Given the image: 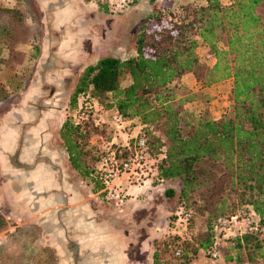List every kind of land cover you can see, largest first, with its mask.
<instances>
[{"label":"trees","instance_id":"1","mask_svg":"<svg viewBox=\"0 0 264 264\" xmlns=\"http://www.w3.org/2000/svg\"><path fill=\"white\" fill-rule=\"evenodd\" d=\"M93 1L113 13L107 0ZM263 5L264 0H229L225 5L219 0H207L205 6L190 3L181 6L178 17L154 16L152 26L148 28L143 23L138 29L134 41L136 55L125 60L102 57L82 71L69 101L70 110L76 112L74 120L66 119L59 130L70 167L102 198L98 193L104 183L95 168L101 154L93 159L87 150L93 124L76 120L88 118L87 110L94 106L77 108V97L90 93L104 109L115 107L134 126L142 127L149 152L160 156L156 180L162 185L166 181H179V197L184 204L194 194L202 196L198 211L206 217V224L198 236L192 212L186 205L179 207L191 214L192 240L184 244L183 256L174 258L177 264H189L186 252L189 248L197 247L209 256L211 251L218 250L222 234L216 229L217 221L235 214L237 205L251 206L264 222ZM17 11L0 9V22L4 21L0 26L1 39L8 38L11 42L4 41L5 45L9 43L10 55L2 63L9 68L15 60L21 64L24 58L23 53L15 51L14 38L37 41L38 36L32 20L27 34L20 36L19 31L26 24L21 20L22 12ZM154 27L156 30L152 31ZM199 44L211 56L210 60L204 56L210 67L204 84L231 81L228 113L222 119L195 114L183 109L184 99L176 101L174 83L187 73L197 76L194 68L200 65L196 53ZM32 52L31 59H37V44ZM204 161L218 164L220 174L211 168H198ZM167 193L173 194L171 190ZM230 198L234 202L228 203ZM6 226L0 216V231ZM248 240L256 244L264 260V239L246 235L231 241L241 245ZM175 243L173 237L165 247L171 250ZM159 262L155 252L153 264Z\"/></svg>","mask_w":264,"mask_h":264},{"label":"crops","instance_id":"2","mask_svg":"<svg viewBox=\"0 0 264 264\" xmlns=\"http://www.w3.org/2000/svg\"><path fill=\"white\" fill-rule=\"evenodd\" d=\"M13 1L0 0V9L16 8L22 11L21 7L13 5ZM38 1L41 14L42 10L48 9L50 19L42 17L38 23L37 41L14 38L13 42L18 44L15 51L24 54L23 62L17 65L19 71L24 73L29 60H34L30 56L35 44L39 46V56L35 61L41 63L37 69H41L39 74L42 76L55 71L54 60L57 56L65 55V59L73 60L70 50L84 52L85 44H93L94 50L100 54L111 53L116 44L121 46L119 18L107 13L95 1ZM110 23L115 26L111 28ZM3 24L4 21H1L0 26ZM23 24L26 25L24 30L20 29V36L27 34L31 20L25 19ZM109 27L113 29L111 35L105 31ZM7 40L4 37L1 39L0 32V78L6 69L9 70L8 65L2 63L10 55L7 47L9 43H4ZM200 50L206 51L207 48L199 44L196 53ZM129 55H136L134 48ZM85 60L89 63V56ZM204 82L205 79L193 73L183 75L174 83L177 87L176 101L184 99L183 109L195 114L209 109L215 116L213 119L218 120L220 114L228 110L231 81L211 85H205ZM39 92V83L27 87L23 100L17 106L0 114V171L3 174L0 178V206L18 205L21 214L19 219L24 224L32 220L42 227L46 235H51L49 246L56 255V264H153L148 242L142 241L139 248L137 229L130 223L133 220L131 214L125 213L123 216L121 211L111 205L102 208L82 203L76 207L75 198L68 194L73 189L70 183L64 184L66 195L59 198L56 196L57 182L53 179V168L48 163H38L36 150L26 151L29 141L39 142L43 139H39L38 135L42 131V115L49 110V104L35 97ZM43 124L47 125V122ZM48 157L52 158L53 155ZM63 203L64 214L56 213V207ZM54 226L57 227L56 232ZM137 250L143 256L140 259L136 256Z\"/></svg>","mask_w":264,"mask_h":264},{"label":"rangeland","instance_id":"3","mask_svg":"<svg viewBox=\"0 0 264 264\" xmlns=\"http://www.w3.org/2000/svg\"><path fill=\"white\" fill-rule=\"evenodd\" d=\"M206 1L139 0L127 12L109 13L119 18L122 34L121 46L116 44L111 53L100 54L99 51L94 50V45L89 43L83 46L84 52L70 50L71 53L73 52L71 55L74 58L73 60L65 59V55L61 57L57 56L54 60L55 71L46 76L39 74L41 69L37 68L41 63L38 60L35 61V59L29 60V65H26L24 73L21 70L19 71L17 60L14 61L15 64L12 68H9V71L4 72V76L0 78V86L1 90H3V92H0V114L15 108L23 100L22 97L26 88L38 83L40 84L41 92L36 93L35 97H38L41 101H47L49 104V110H46V113L44 112L42 115V131L38 135L39 139H43L39 140V142L29 141L26 151L36 150L37 156H39L38 163L40 162L41 165L48 163L53 168V179L57 182L56 196L59 198L64 197L66 195L64 184L70 183L73 189L68 194L75 198L74 204L76 207L82 203H90L102 208L110 207L107 202L94 193L92 185L82 181L80 176L70 167L63 142L59 138V130L63 122L66 119L74 120L76 112H74L75 110H70L69 101L82 71L89 64L96 62L102 57H107V54L116 56L121 60L127 59L129 53L134 48L135 37L140 25L145 23L149 28L154 22L152 20L154 16L160 15L168 18L174 14L178 17L181 6L187 3L197 7L205 6ZM219 1L223 5L229 2V0ZM13 5L22 8V11H20L22 12L20 13L22 21L26 18L34 21L37 33L39 32L38 23L41 22L42 17L43 19L45 17L46 20L50 19L49 12H47L48 9L44 8L45 10H42L41 14L38 0H14ZM15 10L19 9L15 8ZM109 26L112 28L115 24L110 23ZM110 27L105 29V31H109V35L113 33V29L111 30ZM21 28L24 30L23 27ZM154 29L155 27L152 31ZM115 31L116 33L118 32L116 28ZM17 45H14V49ZM206 52L200 50L197 54L200 65L194 68V70L200 79L204 78L210 68L208 67L209 62L204 60ZM87 56L90 58L89 63L85 60ZM23 85H25L24 88H22ZM86 104L94 106L93 109L87 110L86 115L88 114V118L82 117L76 118V120H79L81 123L93 124V131L88 140L87 150L94 159L109 147L110 142L121 143L124 140V136L119 130H114L109 122V112L112 108L104 109L90 93L77 97V108ZM201 113L208 118L215 117L209 109L201 110ZM227 113L228 111L226 110V113L220 114V119L224 118ZM44 121L47 122V125L43 124ZM39 151L44 152V154ZM45 154L48 156L53 155V157L49 158ZM51 167L50 169H52ZM198 168H211L214 173L220 174V166L213 164L211 161H204L198 165ZM2 175L0 171V178ZM180 188L181 183L179 181H166L160 190L150 192L149 195L138 198L136 202L130 203L120 212L123 216H125V213L132 215L133 220L130 223L135 225L137 229L139 248L142 241H147L152 261L153 254L156 252L160 261L159 264H177L171 250L166 248L165 245L167 244L168 246L173 238L167 224L171 220V215L179 210L180 206L186 205L185 207L192 212L197 236L205 230L206 217L198 211L202 196L194 194L188 203L184 204L185 201L179 197ZM167 190H171L173 194L169 195ZM231 202H234L233 198H230L228 201V203ZM240 207L237 205L236 209ZM56 208H58L56 213L64 214V203ZM19 210L18 205L8 204L5 207L0 206V216L7 223V226L0 231V264H56V255L49 246V236L51 235H46L42 227L32 220H27L30 222L24 224L23 220L19 219L21 215ZM53 230L56 232L57 227L54 226ZM231 240L224 236L220 237L217 248L221 258L218 261H211L208 253L197 247L187 249L189 264H264V260L261 259V252L253 241H244L241 245H238ZM136 256L139 259L142 256L139 250H137ZM227 257L231 258V261L225 260Z\"/></svg>","mask_w":264,"mask_h":264},{"label":"built area","instance_id":"4","mask_svg":"<svg viewBox=\"0 0 264 264\" xmlns=\"http://www.w3.org/2000/svg\"><path fill=\"white\" fill-rule=\"evenodd\" d=\"M107 4L113 13H124L134 6L135 0H107ZM210 59L211 56L206 55V60ZM109 113L111 126L123 133L124 140L121 143L110 142L95 165L104 183L98 195L121 211L138 198L160 190L163 186L156 180V163L160 156H153L149 152L141 126H134L132 121L115 107ZM190 219L189 212L179 209L171 215V220L167 224L171 235L176 238V243L171 248L175 259L183 256L184 244L192 240L189 230ZM216 229L227 239L242 238L246 235L264 239V222L251 206L241 207L235 214L219 218ZM220 258L217 249L211 251V261H218Z\"/></svg>","mask_w":264,"mask_h":264}]
</instances>
